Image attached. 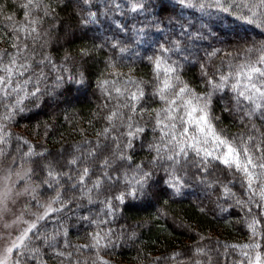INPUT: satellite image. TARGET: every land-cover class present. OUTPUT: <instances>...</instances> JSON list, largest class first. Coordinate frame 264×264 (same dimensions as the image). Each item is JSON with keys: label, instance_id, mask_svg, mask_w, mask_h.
I'll return each mask as SVG.
<instances>
[{"label": "snow or ice", "instance_id": "1", "mask_svg": "<svg viewBox=\"0 0 264 264\" xmlns=\"http://www.w3.org/2000/svg\"><path fill=\"white\" fill-rule=\"evenodd\" d=\"M127 2L131 13L148 12V22L139 28L135 24L129 28L112 16L117 28L133 32V43L145 42L148 29L154 28L161 37L147 41L151 54L142 57L150 66L151 78L133 75L134 66H129L127 73L121 71L118 64L130 46L114 39L111 47L118 59L107 57L106 72L97 77L102 96L113 102L111 106L101 105L105 111L100 115L105 124L96 132L94 143L82 142L89 145L84 151H80L81 144L73 145L64 164L47 149L37 152L23 136H16L13 151L14 134L9 125L28 118L22 115L28 111V104L39 109L49 101L59 103L61 94L69 92L73 83L86 82L85 71L68 69V62L76 63L72 54L66 51L58 65L51 52L45 51L54 39L58 41L62 33L67 34L66 23L81 27L99 24L101 16L108 17L109 12L122 10L123 5L117 0L107 3L102 0L101 5L93 4L92 0H21L18 7L23 17L18 21L15 13L5 15V5L0 4V15H4L9 25L4 33L9 47L0 49V264H48L49 260L55 264H111L101 255L102 250L119 247L122 240H134L137 235L135 231L116 232L103 227L112 222L108 217H115L121 205L158 202L163 191L161 184L171 190L172 196L181 195L189 186L186 180L193 169L191 178L206 189L215 191L214 186L219 187L216 206L221 213L227 209L220 201L226 203L229 199L245 213L243 221L249 239L244 243H225V256L232 249L236 258L231 264H264V39L249 41L246 32L240 36L232 27L239 21L243 22L239 27L254 25L264 29V0H174L171 6L166 0H157L159 12L164 15L159 12L151 15L145 0ZM61 5L66 8L74 5L69 8L71 16L67 22L59 17L57 10H64ZM183 10L201 14L199 27L194 31L195 25L184 16ZM213 16L214 20L204 23L205 18ZM230 17L234 20L222 30L232 31L237 37L235 50L213 48L205 52L204 59L192 56L191 61V54L184 55L193 40L206 38L205 30L214 35L209 25H223ZM46 23L48 27L43 28ZM176 27L180 29V39L173 34ZM258 35L264 37V31ZM185 36L187 42L182 39ZM100 47L97 44L81 47L79 59L84 60ZM177 55L181 59L173 58ZM214 58L219 59L218 64H213ZM197 63L203 90H197L185 78L187 70ZM49 67L51 72L45 70ZM217 94L226 97L220 101L221 112L238 116L242 124L247 121L244 128L229 134L226 127H218L221 117L214 114ZM150 104L156 106L149 107ZM257 118L259 126L255 122ZM40 126L38 122L37 128ZM43 127L45 136L50 135V128L54 129L47 123ZM137 143L147 150L140 162H137ZM22 145L27 146L26 151ZM220 165L233 174L232 180L212 177ZM160 172L163 175L157 176ZM41 174L43 179H39ZM34 176L39 182L33 180ZM236 177L241 194L234 191ZM41 189L52 194L46 200L38 199ZM22 197L29 200L17 214L14 206ZM84 200L92 206L98 202L100 210L92 213L84 206ZM73 204L76 211L84 212L77 222L86 221L93 227L86 233L87 241L83 244L71 243L70 227L61 216L65 210L72 212ZM168 206L169 200L165 199L156 214L167 216ZM9 215L13 217L10 221ZM49 218L57 222V227L51 230L42 227ZM198 235L201 241L211 239ZM85 250L91 255H83ZM212 251L197 242L190 254L173 251L169 256L152 258L148 264H158L160 260L165 264L168 261L212 264ZM181 256L184 260L177 259Z\"/></svg>", "mask_w": 264, "mask_h": 264}, {"label": "trees", "instance_id": "2", "mask_svg": "<svg viewBox=\"0 0 264 264\" xmlns=\"http://www.w3.org/2000/svg\"><path fill=\"white\" fill-rule=\"evenodd\" d=\"M21 0H0V4L5 5L4 14L15 13L16 20H21L23 17L22 10L18 5ZM58 2V0H57ZM117 2L123 5L122 10H116L115 12H109L108 17L101 16V23L88 25V26H76L73 23L68 26L66 23V35L61 34V38L56 41L53 40L49 48L45 51H50L53 59L59 65L62 63L61 58L67 51L76 59V63L68 62L67 67L72 72L85 71L87 80L83 85L72 84L69 92H64L60 96V102L49 101L43 107L37 109L33 108L31 104H28V111L22 115L28 117L27 119H18V122L10 123L9 127L12 131L13 138L11 148L15 151L17 141L16 136H23L29 140L39 152L41 149H47L52 157H55L64 164L68 159V154L73 151L72 146L81 144L80 151H84L89 147L87 144H83L84 140H89L91 143L95 142L96 132L100 130L105 122L101 117V113L105 110L101 108V105L108 103L111 106L110 101H106L102 96L100 89L97 87V77L101 72H106L105 63L107 57L118 59L114 54V50L111 47V42L120 40L123 44L129 45L130 50L127 53L122 54L123 60L118 64L121 71L127 73L129 66H134L133 75L143 76L144 79L151 78L150 66L146 60H143V56L151 54V49L147 43L148 40H159L161 37L156 35V30L148 29L149 35L145 38V42L141 43L136 41L133 43L132 37L134 33L131 31H121L112 22L111 17L115 16L121 23H126L129 28L133 24L139 28L142 24L148 22L149 13H131L128 11L127 0H117ZM149 9L152 10L151 15H156L159 12L157 0H145ZM171 6L174 0H166ZM93 4L101 5L102 0H92ZM103 3H107V0H103ZM56 7V4H53ZM70 5L66 8L61 5L64 10L58 9L60 19H64L66 22L71 16L69 11ZM95 11L96 9H91ZM87 11V9H86ZM123 11V15H121ZM180 9L177 8V12ZM184 16L190 23L195 25L194 31L199 27L200 20L198 19L201 14L196 10H183ZM160 15H164L163 12H159ZM179 18V17H177ZM209 19L214 20L215 17L205 18L204 23H208ZM234 18H229L223 25H209L211 32L209 34L207 30L204 31L205 39L193 40L188 45L184 55H189L191 61L192 56L197 59H204L205 52L211 51L213 48H221L226 50H235L238 44L237 37L232 31H223L222 29L228 28L229 23ZM55 24L56 21H49ZM165 26L168 27V22L165 21ZM243 22L237 21L232 25L240 36H245L249 41H260L264 37L258 35L259 32L264 29L256 26L244 25L239 27ZM46 23L43 28H47ZM8 22L4 19V15H0V49L9 47L8 37L4 35L8 31ZM43 28L41 29L43 31ZM170 31H172L170 29ZM180 29L176 27L173 34L176 38L180 39ZM162 35H168L163 33ZM187 42V36L182 38ZM242 43V41H239ZM93 44L100 45V49L94 51L89 57L84 60L79 59V49L84 46L91 48ZM39 51L40 49L37 48ZM118 52V50H116ZM136 53H140L137 56ZM220 55H223L221 52ZM174 59H181L179 55L174 56ZM219 59L214 58L213 64H218ZM51 72V68L45 69ZM55 73H53L54 75ZM67 76V73H64ZM193 82L194 86H197V90H203L200 86L198 63L190 67L187 70L185 76ZM50 84V81H49ZM151 89H149V92ZM222 94H217L216 107L214 114L221 117L218 127H226L229 134L236 133L238 130L244 128V125L239 121L238 116L229 113H222L221 99ZM141 106H144L143 104ZM149 107H155V104L148 105ZM93 114H96L93 118ZM91 120V124L89 123ZM41 125L37 128V124ZM257 125H260V120L257 118L255 121ZM47 123L54 126L48 131L50 135L45 136V129L43 125ZM83 130V131H81ZM151 133L149 132V138ZM24 151L27 150L26 145H22ZM137 150V162H140V157L146 155L147 150L141 149L139 143L136 145ZM220 169H223L222 171ZM64 170H67L65 168ZM195 173V169L192 170ZM192 173L186 183L189 185L184 188L182 194L179 196H172L171 190L161 184L163 191L160 194L159 201H153L149 203H136L135 206L124 207L121 205L117 208V215L115 217H108L111 223L103 225V227H111L116 232H132L135 231L137 238L134 240H122L120 246L114 249L102 250L101 255L111 261V264H148V262L155 257L169 256L173 251H180L182 253L190 254V249L197 242L201 247L207 245L212 248V264H231L233 258H236L234 250L229 249L227 256L224 254L225 243H244L249 239L250 233L243 221L244 211L236 206L234 202L229 199L225 203L223 200L220 203L227 209L226 212L221 213L220 209L216 206V197L219 194V187H215V191L206 189V186L198 183L195 179H192ZM163 172L157 174L162 176ZM213 178H218L222 181L232 180L233 174L229 173L227 169H224L222 165L214 169L212 173ZM39 179H43V175L39 176ZM37 177H33V180L39 182ZM237 183L234 187V191L241 194L239 185V178L236 177ZM52 193L43 189L40 190V199H47ZM165 199L169 200L168 215H157V208L163 203ZM83 204L92 213L100 210V205L97 202L94 206L88 205L84 200ZM229 205H231L229 207ZM72 212L65 210L61 214L62 218H66V224L70 227L68 239L73 244H83L87 241L86 233L93 230L92 226L86 221L77 222V218L83 215V211H76L75 204L71 206ZM201 208L205 209L201 212ZM74 213V214H73ZM95 218V216H93ZM101 219H104L101 215ZM228 221V223H225ZM42 227H46L48 230L57 227L55 219L49 218L46 222L42 223ZM202 234L205 237H211V239L200 240ZM217 241L220 242L219 248H217ZM63 239H61V244ZM85 256L91 255L85 250L83 253ZM184 256L178 257V260H184ZM48 264H55V261L49 260ZM158 264H165L164 260H160ZM167 264H171L168 261Z\"/></svg>", "mask_w": 264, "mask_h": 264}, {"label": "rangeland", "instance_id": "3", "mask_svg": "<svg viewBox=\"0 0 264 264\" xmlns=\"http://www.w3.org/2000/svg\"><path fill=\"white\" fill-rule=\"evenodd\" d=\"M20 187H23V183L20 184ZM38 199H40V196L38 195L37 197ZM29 200L28 197H22L20 198L19 202L16 203V205L14 206V211L18 214L21 210H23V205L25 203H27ZM41 200H46V199H41ZM32 210L35 211V205L33 204L32 206ZM26 219L30 218V217H25ZM11 219H13V217L11 215H9L8 220L10 221ZM0 230H2V222H0Z\"/></svg>", "mask_w": 264, "mask_h": 264}]
</instances>
